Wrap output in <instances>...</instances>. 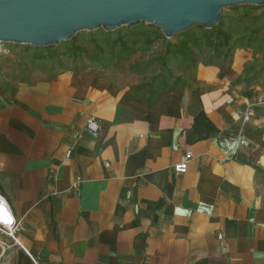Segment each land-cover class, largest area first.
<instances>
[{
    "label": "crops",
    "instance_id": "0c3cea01",
    "mask_svg": "<svg viewBox=\"0 0 264 264\" xmlns=\"http://www.w3.org/2000/svg\"><path fill=\"white\" fill-rule=\"evenodd\" d=\"M253 60L239 48L227 63L198 62L152 97L68 67L0 93V196L15 220L14 237L0 224V264H264Z\"/></svg>",
    "mask_w": 264,
    "mask_h": 264
},
{
    "label": "rangeland",
    "instance_id": "374dc122",
    "mask_svg": "<svg viewBox=\"0 0 264 264\" xmlns=\"http://www.w3.org/2000/svg\"><path fill=\"white\" fill-rule=\"evenodd\" d=\"M214 28L231 36L229 43L220 46L218 53L214 46L206 44L204 30L194 26L189 31L201 40V47L190 42L191 53L187 58L166 54L167 44H179L182 34L168 38L160 28L146 23L123 26L108 33L103 28L83 30L67 42L47 47L3 43L0 93H12L18 81L28 78L35 70L68 67L103 69L112 84L120 88L135 87L137 95L152 97L163 88L181 84L180 73H188L198 62L227 63L239 48L253 56L254 60L247 65L250 80L264 77V6L226 9ZM216 36L217 33L213 35L214 42H221Z\"/></svg>",
    "mask_w": 264,
    "mask_h": 264
},
{
    "label": "water",
    "instance_id": "95a60500",
    "mask_svg": "<svg viewBox=\"0 0 264 264\" xmlns=\"http://www.w3.org/2000/svg\"><path fill=\"white\" fill-rule=\"evenodd\" d=\"M246 5L264 6V0H0V45L47 47L83 30L138 23L171 38L194 26L213 29L226 9Z\"/></svg>",
    "mask_w": 264,
    "mask_h": 264
},
{
    "label": "trees",
    "instance_id": "16d2710c",
    "mask_svg": "<svg viewBox=\"0 0 264 264\" xmlns=\"http://www.w3.org/2000/svg\"><path fill=\"white\" fill-rule=\"evenodd\" d=\"M246 6H251V5H246ZM198 27L204 30L203 36L205 38L206 44L208 46H214L218 53L220 52V48H221L220 46L227 45L229 41L231 40L229 39L231 36L225 33L222 29H219L218 31V30H215V28L206 29L203 26H198ZM104 32L108 33L106 31ZM216 33H217V36H216L217 40H221V42L220 41H217L216 43L214 42L213 35ZM182 36H183V39L181 40L179 44L177 45L172 44V43L167 44L166 46L167 55L175 57V58L179 56H184L185 58H187L191 53V49H190L191 47L189 45L190 42H192L197 47H201V40L194 35L193 31H186L182 34ZM233 45L238 47L237 43H234ZM0 189H1V185H0Z\"/></svg>",
    "mask_w": 264,
    "mask_h": 264
},
{
    "label": "built area",
    "instance_id": "2783aa9c",
    "mask_svg": "<svg viewBox=\"0 0 264 264\" xmlns=\"http://www.w3.org/2000/svg\"><path fill=\"white\" fill-rule=\"evenodd\" d=\"M261 102H263V100H259L258 102L250 103V104L247 106V108H246V110H245V113H244V119H245L246 121H249V120H250L251 115H252L253 112L255 111V106H256L258 103H261ZM87 127H88L90 130L95 131V132L101 130L100 122H99V120H98L95 116H91V117H89V118L87 119ZM68 154H69V153H68ZM191 157H192V153H188V154L186 155V158H185L183 161H180V162H178V163H176V164L174 165V167H173L174 171H175L176 173H179V174H184V173H186L187 170H188V167H189V160L191 159ZM81 181H82L81 177H78V178L76 179V181H75L74 184L78 185ZM0 202H1V201H0ZM0 205H1V203H0ZM8 209H9V208H8ZM9 212H10V210H9ZM10 213H11V212H10ZM14 222H15V220H13V222H11L10 226H6L5 224H2V223L0 222V224H2V225H4V226L8 227L9 235L12 236V237H14V233H13V229H12L11 226L14 225Z\"/></svg>",
    "mask_w": 264,
    "mask_h": 264
},
{
    "label": "bare ground",
    "instance_id": "6f19581e",
    "mask_svg": "<svg viewBox=\"0 0 264 264\" xmlns=\"http://www.w3.org/2000/svg\"><path fill=\"white\" fill-rule=\"evenodd\" d=\"M0 222L6 226H10L14 218L9 212L8 205L3 197L0 196Z\"/></svg>",
    "mask_w": 264,
    "mask_h": 264
}]
</instances>
